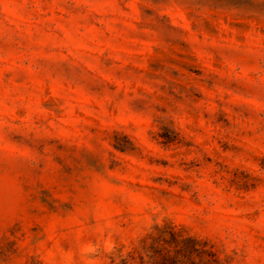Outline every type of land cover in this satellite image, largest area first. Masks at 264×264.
<instances>
[{
	"label": "rangeland",
	"instance_id": "374dc122",
	"mask_svg": "<svg viewBox=\"0 0 264 264\" xmlns=\"http://www.w3.org/2000/svg\"><path fill=\"white\" fill-rule=\"evenodd\" d=\"M0 264H264V0H0Z\"/></svg>",
	"mask_w": 264,
	"mask_h": 264
}]
</instances>
